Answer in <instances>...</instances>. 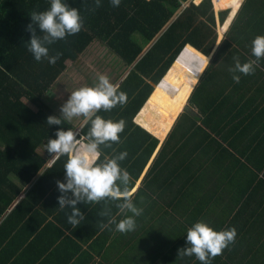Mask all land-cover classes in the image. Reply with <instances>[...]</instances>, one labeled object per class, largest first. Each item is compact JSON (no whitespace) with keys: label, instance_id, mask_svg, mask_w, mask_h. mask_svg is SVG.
Masks as SVG:
<instances>
[{"label":"trees","instance_id":"1","mask_svg":"<svg viewBox=\"0 0 264 264\" xmlns=\"http://www.w3.org/2000/svg\"><path fill=\"white\" fill-rule=\"evenodd\" d=\"M50 2L0 0V264H22L18 259L33 262L42 255L46 261L53 259L51 264H69L82 244L116 213L119 201H80L76 207L84 218L72 226L67 222L71 207L61 209L58 204L57 197L63 193L56 181L66 182L67 156L51 162L46 143L56 138L58 128L75 133L76 126L69 121L46 123L49 115H60L46 95L66 61L75 62L98 40L126 67L133 66L118 88L126 94V103L97 113L106 120L126 122L119 143L100 145L97 163L126 151L119 165L131 176L130 190L158 143L145 127L133 122L155 90L151 82L166 75L187 45L209 56L218 41L214 12L219 11L214 4L222 1L121 0L113 7L110 0H101L95 8V0H65L79 10L84 26L79 33L47 45L49 56L62 53L55 64L46 57L37 61L28 51L31 33L26 26L30 13L48 10ZM227 11L218 13L220 24L226 21ZM34 27L42 36L38 25ZM258 35H264V0H244L135 194L134 204L143 209L135 218V230L117 235L114 224L110 225V241L124 238V257L135 258V264H201L194 255L182 257L177 250L188 246L187 230L198 221L220 231L210 221L208 196L201 199V193H206L202 185L214 187L207 176L224 174L221 182L242 181L249 195L263 182L258 175L264 169V59L256 62L253 74L236 73L239 83L229 70L234 58L241 63L256 60L252 41ZM90 127V121L85 122L76 138L83 135L86 142ZM117 184L124 189L120 181ZM67 195L74 198L71 192ZM180 195L188 199L183 202ZM153 207L156 211L149 212ZM233 210L227 205L223 212ZM102 211L107 215L101 216ZM137 233H142L140 246L133 243ZM66 254L67 258L59 259Z\"/></svg>","mask_w":264,"mask_h":264},{"label":"clouds","instance_id":"2","mask_svg":"<svg viewBox=\"0 0 264 264\" xmlns=\"http://www.w3.org/2000/svg\"><path fill=\"white\" fill-rule=\"evenodd\" d=\"M110 2L113 7H118L121 0H110ZM100 6L101 0H95V8ZM95 8L92 10L94 11ZM30 17L31 22L26 26V30L31 33L28 51L35 60L40 61L46 57L50 64H55L62 53L57 52L56 55L49 56L47 45L65 39L67 35L79 33L84 26L79 10L76 7H70L65 0L63 2L62 0H51L48 10L33 11ZM34 25H38L39 31L43 33L42 36L37 35ZM252 55L256 60H249L245 63H241L239 58H234L235 65L229 69L233 73L234 82L239 83L240 81V75L236 73L253 74L256 62L264 58V35H258L253 39ZM126 100V94L118 91V86L110 82L107 75L99 74L97 82L93 85H85L71 92L69 99L61 105L59 116L49 115L47 117L46 123L49 126L61 125L64 121L70 122L75 117H83L86 122L91 123L86 142L78 140L71 128L67 130L58 128L56 138H48L46 143V150L53 163L60 156H67L64 164L66 182L56 181L59 191L63 193L57 197V200L61 209H65L66 205L71 207L67 222L72 226L78 225L84 218L83 213L76 207L80 201L98 203L106 198L122 201L117 203L116 207L120 213L125 214L124 218L117 223L116 217L112 216L108 221V225L114 224L115 230L121 233L134 231L135 218L143 213V209L138 208L133 202L132 193L135 189L129 190L131 176L119 165V161L127 157V152H120L116 156L106 158L105 162L97 163L101 155L100 145L110 147L109 142L119 143V134L123 132L126 123L123 119L106 120L97 113L101 109L109 111L118 104L123 105ZM117 181L125 186L123 190ZM69 192L74 198H68ZM126 213H131V215H126ZM100 215L105 216L107 213L102 211ZM108 225H102V227ZM236 234L234 227L216 231L208 223L198 221L187 230L186 243L188 246L178 248L177 252L182 257L194 255L201 264H211V258L222 254V251L235 241Z\"/></svg>","mask_w":264,"mask_h":264},{"label":"crops","instance_id":"3","mask_svg":"<svg viewBox=\"0 0 264 264\" xmlns=\"http://www.w3.org/2000/svg\"><path fill=\"white\" fill-rule=\"evenodd\" d=\"M218 1H222V3L217 5L214 4L216 11L229 10L226 21L223 24H219L217 28L219 41L222 39L223 33L228 30L229 25L231 24L234 16L236 15L244 0ZM210 56L211 55L203 56L202 53L198 52L190 45H187L181 53V56L175 61L174 65L168 70L166 75L163 76L160 82L156 84L155 90L145 105L141 107L139 112H137V115H135L133 118V122L135 124L139 125L140 127H145L148 132L151 135L157 137L158 140L157 147L151 154L140 177L134 181V184L131 188L135 189V192L132 193L134 203V198L137 197L135 194L138 190H140V188H142L144 182L143 179L146 172L157 156L163 140L170 131L177 116L180 114L190 91L195 85L197 78L200 77L203 69L207 65ZM67 62L71 61H66L65 70L57 77V80L54 82L46 95L48 103L59 114L61 105H63L69 99L71 92L76 90L70 87H80V85H73L72 82L67 81V77H64L67 69ZM130 70V68H126L121 77L116 79V82L113 81L112 83L117 85L119 88V85L125 79ZM85 122L86 121L83 117H75L70 121V123L76 126L75 134L79 133V130L85 124ZM80 139L82 141L84 136L81 135ZM231 167H234V170L238 168L236 166ZM263 173L264 169L258 175V179H262L263 182L261 185H259V189H256L251 195H249L244 190L242 181H229L228 183V181L225 180L221 182L224 180V174H213L207 176L212 179H210L211 181L205 179L204 182L210 181L209 184L212 186L214 185L213 190H210V188L207 186L202 185L206 193L205 195L204 193H201V199H203V196H208L207 201H204L209 205L207 206V209L210 207V221L214 223L215 227H220L219 230L234 227L237 233L235 241L230 243L228 247L222 251V254L211 258V264H264ZM232 179L236 180V178L233 177ZM181 196L183 195L178 196V198H182V200L188 199V197L184 198ZM120 202L122 201H119V203ZM227 205L233 206L234 210L231 214L223 212V209ZM154 211H156L154 210V207L153 209L149 210L151 213ZM118 215L120 217H116L117 223L120 219H122V217H124L125 214L120 213L119 209L117 208L115 216ZM108 221L109 219H107L102 225H108ZM150 226L151 223H149V227ZM113 227V231H116L115 225H113ZM139 228L141 227L139 226ZM88 232L89 231H86V233ZM116 233L119 235L121 232L116 231ZM102 235L105 238L98 241V237ZM122 235H124V233H122ZM137 236L138 238L136 237L135 242L133 240V243H136L138 246H140L142 233H139V235L137 233ZM111 238L110 225L107 227L101 226L99 231L95 233V236L89 239L86 243L82 244L81 248L74 254V257L71 259L69 264H135V258L131 260L127 256L124 257L126 254L124 238L121 242L120 239H117V242H112L110 241ZM95 249H97L99 252H96ZM74 251L75 249H72V252ZM64 252L65 251H60V254L62 255ZM67 256L68 255L66 254L64 258L59 257V259L64 260L67 258ZM9 257H12V255H9ZM51 260L53 259L46 261L44 255L40 256L33 262L18 259V261H20L22 264H51ZM125 261L127 263H125ZM213 261L215 262L212 263Z\"/></svg>","mask_w":264,"mask_h":264},{"label":"rangeland","instance_id":"4","mask_svg":"<svg viewBox=\"0 0 264 264\" xmlns=\"http://www.w3.org/2000/svg\"><path fill=\"white\" fill-rule=\"evenodd\" d=\"M218 13L214 12L216 17V34ZM225 33H223L222 38ZM221 40L222 39L217 42ZM132 67L133 66H124L123 61L116 53L108 49L101 41L93 40L75 62H67V69L64 77H67V81L72 82L73 85H80V87L85 85L91 86L97 82L99 74L107 75L110 82H116V79L121 77L126 68L132 69ZM80 87L70 88L78 89Z\"/></svg>","mask_w":264,"mask_h":264},{"label":"water","instance_id":"5","mask_svg":"<svg viewBox=\"0 0 264 264\" xmlns=\"http://www.w3.org/2000/svg\"><path fill=\"white\" fill-rule=\"evenodd\" d=\"M193 2H194V1H193ZM194 3H195V2H194ZM226 18H227V16L225 17V19H226ZM218 24H220V23H219L218 20H217V25H218ZM218 43H219V42L216 43L214 49L210 52V55H211V56H210V58H209V61H208L207 65L209 64V62H210V60H211V58H212V56H213V53H214L215 49H216L217 46H218ZM180 53H181V52H180ZM180 53H179L178 57L180 56ZM176 59H177V57L175 58V60H176ZM175 60H174V61H175ZM174 61H173V63H174ZM173 63L170 65V67L173 65ZM207 65H206V66H207ZM206 66H205V67H206ZM170 67H169V68H170ZM204 69H205V68H204ZM204 69H203V71H204ZM167 71H168V70H167ZM203 71H202V73H203ZM202 73H201V75H202ZM201 75H200V77H201ZM200 77H198V78H200ZM198 78H197V80H198ZM197 80H196V81H197ZM159 81H160V80H159ZM159 81H158V82H159ZM158 82H157V83H158ZM157 83H153V82H151V84H152V86H153V89H154V87L156 86ZM153 89H152V91H153ZM152 91H151V92H152ZM150 94H151V93H150ZM150 94H149V96H150ZM149 96H148V97H149ZM146 100H147V99H146ZM146 100H145V101H146ZM144 103H145V102H144ZM144 103H143V104H144ZM185 103H186V102H185ZM142 106H143V105H142ZM142 106H141V107H142ZM183 107H184V106H183ZM183 107H182V108H183ZM139 110H140V109H139ZM181 110H182V109H181ZM138 112H139V111H138ZM136 115H137V114H136ZM156 138H157V137H156ZM51 162H52V161H51Z\"/></svg>","mask_w":264,"mask_h":264},{"label":"bare ground","instance_id":"6","mask_svg":"<svg viewBox=\"0 0 264 264\" xmlns=\"http://www.w3.org/2000/svg\"><path fill=\"white\" fill-rule=\"evenodd\" d=\"M194 2H195V0H194ZM213 3H214V0H213Z\"/></svg>","mask_w":264,"mask_h":264},{"label":"built area","instance_id":"7","mask_svg":"<svg viewBox=\"0 0 264 264\" xmlns=\"http://www.w3.org/2000/svg\"><path fill=\"white\" fill-rule=\"evenodd\" d=\"M264 59V58H263Z\"/></svg>","mask_w":264,"mask_h":264}]
</instances>
